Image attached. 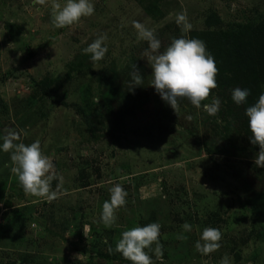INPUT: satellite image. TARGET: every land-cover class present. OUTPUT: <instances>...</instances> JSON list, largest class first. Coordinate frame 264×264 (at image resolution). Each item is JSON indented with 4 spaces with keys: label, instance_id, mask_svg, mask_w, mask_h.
Returning <instances> with one entry per match:
<instances>
[{
    "label": "rangeland",
    "instance_id": "374dc122",
    "mask_svg": "<svg viewBox=\"0 0 264 264\" xmlns=\"http://www.w3.org/2000/svg\"><path fill=\"white\" fill-rule=\"evenodd\" d=\"M93 4V15L60 29L53 0H0V143L9 131L19 135L14 143L39 140L57 194L50 201L26 194L10 152L0 151V264H131L116 243L153 222L161 225L160 253L155 243L145 249L153 264H264V167L255 163L260 149L245 115L264 82L248 84L250 95L237 105L232 90L247 87L216 79L200 108L178 98L176 114L150 85L152 53L134 27L154 30L159 52L174 38H198L216 62L239 25L264 18V0ZM179 13L192 25L187 33ZM105 34L107 52L93 61L82 50ZM134 71L141 86L131 85ZM213 99L220 100L215 116L203 108ZM117 183L127 203L109 227L100 216ZM206 227L222 238L203 254L195 244Z\"/></svg>",
    "mask_w": 264,
    "mask_h": 264
},
{
    "label": "clouds",
    "instance_id": "9594fccd",
    "mask_svg": "<svg viewBox=\"0 0 264 264\" xmlns=\"http://www.w3.org/2000/svg\"><path fill=\"white\" fill-rule=\"evenodd\" d=\"M46 0H34L35 4H44ZM93 0H65L63 6L53 0L52 23L56 28L63 29L80 22L82 17L94 14ZM176 23L182 25V32H189L192 28L185 13L177 14ZM138 39L146 40L151 53L152 81L151 86L163 101H165L177 114L179 99L187 98L196 108L209 97L212 89L217 87L216 75L218 68L213 55L207 51L204 41L198 38L188 39L184 36L174 38L171 44L163 51L160 40L154 30L134 22ZM107 35H101L85 47L84 54H91L93 61H100L107 52L104 43ZM158 53V54H157ZM133 86H141L142 76L138 71L132 73ZM250 89L236 87L232 90V100L240 105L246 102ZM204 110L215 116L220 108V100L213 99L211 103L203 104ZM248 117V127L251 131L250 142L259 145V156L255 163L264 167V93L255 104L245 109ZM191 119V117H189ZM19 135L9 131L2 138L0 151L10 152L14 163L11 171L18 175V180L26 194L52 200L56 192L51 191V181L55 179L54 164L41 149L40 141L31 144L14 143ZM109 199L102 205L100 219L105 226H112L116 221V211L127 203L128 193L124 187L117 183L109 189ZM183 229L191 231V225L185 222ZM161 225L158 222L135 226L121 234L116 243L115 250L129 260L131 264H153L152 257L145 249H151L155 243L157 254L160 253ZM222 233L219 229L206 227L201 233L200 240L195 244L197 251L208 254L220 247L219 241ZM201 241L204 243L202 244Z\"/></svg>",
    "mask_w": 264,
    "mask_h": 264
},
{
    "label": "trees",
    "instance_id": "16d2710c",
    "mask_svg": "<svg viewBox=\"0 0 264 264\" xmlns=\"http://www.w3.org/2000/svg\"><path fill=\"white\" fill-rule=\"evenodd\" d=\"M150 6L147 7V9ZM264 18L256 25L245 24L238 26V35L230 34L232 42L219 45L216 67L221 80H233L247 86L250 83L264 82ZM222 33V32H221ZM219 33V34H221ZM206 34V33H205ZM218 34V35H219ZM225 34V33H223ZM225 34L226 39L230 36ZM231 43V44H229ZM223 46V48H222ZM212 49L214 48L211 47ZM211 51V50H209Z\"/></svg>",
    "mask_w": 264,
    "mask_h": 264
}]
</instances>
